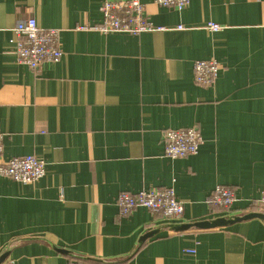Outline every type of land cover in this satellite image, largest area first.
I'll return each mask as SVG.
<instances>
[{
  "label": "crops",
  "instance_id": "1",
  "mask_svg": "<svg viewBox=\"0 0 264 264\" xmlns=\"http://www.w3.org/2000/svg\"><path fill=\"white\" fill-rule=\"evenodd\" d=\"M102 1L0 0L2 158L44 163L33 184L0 176V256L10 264H264L256 205L264 0H188L180 11L140 0L162 31L79 30L101 24ZM29 18L59 31L63 53L37 72L15 56L14 28ZM199 60L220 65L210 86L194 82ZM190 128L202 139L197 153L166 157L163 134ZM219 186L236 195L228 211L207 204ZM168 188L184 208L180 219L144 208L118 215L119 193Z\"/></svg>",
  "mask_w": 264,
  "mask_h": 264
},
{
  "label": "built area",
  "instance_id": "2",
  "mask_svg": "<svg viewBox=\"0 0 264 264\" xmlns=\"http://www.w3.org/2000/svg\"><path fill=\"white\" fill-rule=\"evenodd\" d=\"M159 7L177 11L187 7L188 0H153ZM102 22L98 26L80 27L79 30H92L102 34L123 33L139 35L145 32L162 31L151 24L145 16L144 5L140 0H103L100 5ZM183 27H179L181 30ZM215 23H209L207 30L219 31ZM16 40L15 56L19 63L29 70L37 72L43 64H56L63 53L60 48L59 31L55 29L41 30L34 18L18 22L14 28ZM194 82L199 86H210L216 80L220 65L214 61L199 60L193 65ZM165 141L164 154L171 159H184L195 155L202 144L199 132L195 128L168 130L163 134ZM3 137L0 135V176L21 184H33L44 175V163L34 156H23L4 160ZM237 198L232 189L219 186L207 200V204L216 210L228 211L236 203ZM264 215V183L261 195L256 203ZM116 208L119 216H128L137 208H144L154 215L166 220H177L183 216L184 208L176 199L171 189H149L131 194L121 192L116 197ZM192 252V251H188ZM2 264L5 263V260ZM65 264H83L68 261Z\"/></svg>",
  "mask_w": 264,
  "mask_h": 264
},
{
  "label": "water",
  "instance_id": "3",
  "mask_svg": "<svg viewBox=\"0 0 264 264\" xmlns=\"http://www.w3.org/2000/svg\"><path fill=\"white\" fill-rule=\"evenodd\" d=\"M222 225H224V221L220 220V221H214V222L203 221V223H195L193 225H186V226H180V227L183 230H186L187 228H190V227H195L197 229L203 230V229H208V228L220 227ZM5 259H6V254L0 256V264H2Z\"/></svg>",
  "mask_w": 264,
  "mask_h": 264
}]
</instances>
